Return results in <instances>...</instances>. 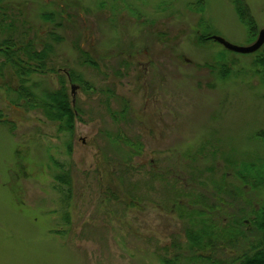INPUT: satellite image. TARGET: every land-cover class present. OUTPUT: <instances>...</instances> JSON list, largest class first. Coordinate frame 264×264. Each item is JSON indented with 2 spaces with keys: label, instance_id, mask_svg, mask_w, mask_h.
Wrapping results in <instances>:
<instances>
[{
  "label": "rangeland",
  "instance_id": "374dc122",
  "mask_svg": "<svg viewBox=\"0 0 264 264\" xmlns=\"http://www.w3.org/2000/svg\"><path fill=\"white\" fill-rule=\"evenodd\" d=\"M4 2L20 27L18 38L26 31L52 46L48 69L61 76L71 69L93 89L75 91L79 114L69 136L17 100L12 70L0 74V120L10 122L0 123V264H161L169 245L185 249L184 226L168 216L174 176L196 179L189 186L209 202L223 201L229 213L244 209L214 189L221 183L218 167L228 160L264 159L256 137L264 129V87L251 56L214 41L194 44L204 28L233 46L255 42L232 0ZM245 3L259 33L264 0ZM48 14L62 27L44 19ZM53 34L62 41L54 43ZM77 48L98 68L81 65ZM220 55L231 70L224 81L213 65ZM30 80L37 92L58 88L54 74ZM62 171L72 186L67 208L56 189Z\"/></svg>",
  "mask_w": 264,
  "mask_h": 264
},
{
  "label": "trees",
  "instance_id": "16d2710c",
  "mask_svg": "<svg viewBox=\"0 0 264 264\" xmlns=\"http://www.w3.org/2000/svg\"><path fill=\"white\" fill-rule=\"evenodd\" d=\"M4 3V0H0V74L7 68L12 70L16 78V87L12 90L17 100L23 102L26 109L39 111L46 120L55 123L58 133L71 136L75 132L79 110L72 104L67 84H77L85 92L92 91L93 88L71 69L65 70V76L59 75V71L48 69L53 56L52 46L36 43L27 36L26 31L19 33L21 37L18 38L16 32L20 27L8 15L10 7ZM231 3L237 20L245 28L248 38L254 42L258 28L245 0H232ZM194 6L196 13L200 14L199 26L203 27V2L198 1ZM44 19L55 23L52 14L45 15ZM54 25L57 28L62 27L60 22ZM211 36L213 34L209 33V29L204 28L201 34H196L194 44L197 47H206L212 42ZM51 37L56 44L62 41L54 34ZM77 50L81 65L98 68L97 63L86 52L80 48ZM224 52L228 53L225 50ZM249 56L253 58L251 67L264 87V47ZM223 60L222 55L217 56L213 65L218 72V78L224 81L228 79L231 70L226 63L222 65ZM51 74L56 75L58 88L37 92L30 78L33 75ZM108 112L111 118L116 119L114 114L109 110ZM0 123L10 124L1 120ZM256 137L264 144V129L258 131ZM198 153L202 157V150ZM60 168L63 169L62 166ZM218 169L221 172V183L215 185L214 192L224 193L233 201L239 199L244 209L230 210L229 213V208L223 201L209 202L201 192L198 194V187L189 186L196 179L189 177L180 180L174 176L173 192L167 184V191L172 194L166 200L170 204L168 216L176 217L174 219L184 226L185 249L180 244L169 245L165 248L166 257L160 259L161 264H179L182 258H188L192 264H264V195L258 201L251 197V194L255 196V193L264 192V159L248 163L228 160ZM211 170L212 168L208 169ZM229 179H232V185L228 184ZM55 180L61 186L56 188L61 195V206L67 208L72 187L69 172L62 171L55 176ZM186 180L188 184L185 183ZM63 220L69 223L67 214L63 215ZM172 251L174 252L171 253Z\"/></svg>",
  "mask_w": 264,
  "mask_h": 264
},
{
  "label": "water",
  "instance_id": "95a60500",
  "mask_svg": "<svg viewBox=\"0 0 264 264\" xmlns=\"http://www.w3.org/2000/svg\"><path fill=\"white\" fill-rule=\"evenodd\" d=\"M210 39L218 43L219 45H221L225 50L229 52L240 54V55H250V54L257 52L264 45V30L259 31L255 42L251 44L249 47H245V48L233 46L229 44L228 42H226L225 40L219 37H216V36H213ZM76 90H77V87L72 86L71 95L74 96Z\"/></svg>",
  "mask_w": 264,
  "mask_h": 264
},
{
  "label": "flooded vegetation",
  "instance_id": "af4514ba",
  "mask_svg": "<svg viewBox=\"0 0 264 264\" xmlns=\"http://www.w3.org/2000/svg\"><path fill=\"white\" fill-rule=\"evenodd\" d=\"M69 84L71 85V87H72V86H75V87H77V89L80 88L77 84H73V83H69ZM71 87H70V89H71ZM70 92H71V91H70ZM145 95H146V94H145ZM70 97H71V100H72V104H75V103H74V99H73V95L70 94ZM147 102H148V100L146 101V105H147ZM145 109H146V106L144 107V110H145ZM147 117H149V116H147Z\"/></svg>",
  "mask_w": 264,
  "mask_h": 264
}]
</instances>
